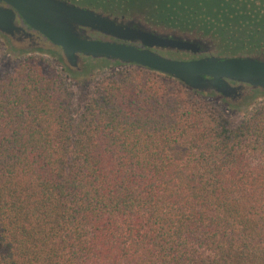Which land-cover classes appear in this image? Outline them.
Instances as JSON below:
<instances>
[{
  "label": "trees",
  "instance_id": "trees-1",
  "mask_svg": "<svg viewBox=\"0 0 264 264\" xmlns=\"http://www.w3.org/2000/svg\"><path fill=\"white\" fill-rule=\"evenodd\" d=\"M220 6L192 30L247 21L264 46ZM67 76L34 56L0 75V264H264V102L235 124L149 69L79 100Z\"/></svg>",
  "mask_w": 264,
  "mask_h": 264
},
{
  "label": "flooded vegetation",
  "instance_id": "flooded-vegetation-1",
  "mask_svg": "<svg viewBox=\"0 0 264 264\" xmlns=\"http://www.w3.org/2000/svg\"><path fill=\"white\" fill-rule=\"evenodd\" d=\"M68 6L77 7L100 16L101 18L123 28V33L119 35L107 34L102 30L90 27H81L74 24L75 32L81 39L89 41H102L113 44L134 46L154 51L166 58L193 61L207 58H217L220 61L231 59H251L264 62V46L253 45L252 42H244L239 39L237 32H244L249 22H245L241 30L237 27L225 28L220 36H213V32L208 36L204 33L197 34L192 30L194 25H199L207 30L219 31L220 22L209 21L210 16L221 17L217 14L221 4L227 5V13L240 12L246 16L245 20L264 22V0H55ZM0 8L14 12V24L19 31L13 35H8L15 44L25 45L28 48H49L60 51L64 60L71 70L79 71L82 61L92 59L85 55H78L76 67L72 66L60 46L55 45L40 32L30 27L17 12L15 8L5 2H0ZM234 18V17H231ZM188 23V24H187ZM257 29V28H254ZM248 34H258V30L252 28L246 30ZM256 31V32H254ZM236 32V33H235ZM234 33L236 36H234ZM139 34L147 37L141 38ZM264 43V29L261 32ZM156 37L165 41V45L148 47L144 45V40ZM150 37V38H149ZM169 43L182 44L183 47L171 46ZM171 54L177 57H172ZM237 88L233 97L228 101L235 103L241 101L248 93L262 91L264 89L253 88L248 84L230 83ZM215 98H224L219 94Z\"/></svg>",
  "mask_w": 264,
  "mask_h": 264
},
{
  "label": "water",
  "instance_id": "water-1",
  "mask_svg": "<svg viewBox=\"0 0 264 264\" xmlns=\"http://www.w3.org/2000/svg\"><path fill=\"white\" fill-rule=\"evenodd\" d=\"M0 2L15 8L30 27L60 46L74 67L77 65L78 55L95 60L104 59L124 66H136L171 76L194 91L213 96L220 93L224 100L233 97L237 92V88L232 87L231 82L264 89V62L251 59L220 61L217 58L180 61L166 58L150 49L84 40L75 32L74 24L114 35L123 33V28L90 11L55 0H0ZM14 18V12L0 8V33L13 35L19 31L14 24ZM139 36L147 37L145 34ZM144 42L148 47L165 45V41L156 37ZM169 45L183 47L177 43Z\"/></svg>",
  "mask_w": 264,
  "mask_h": 264
},
{
  "label": "rangeland",
  "instance_id": "rangeland-1",
  "mask_svg": "<svg viewBox=\"0 0 264 264\" xmlns=\"http://www.w3.org/2000/svg\"><path fill=\"white\" fill-rule=\"evenodd\" d=\"M0 46V75H6L13 72L24 59L34 56L38 59L47 61L53 67H56L64 76L68 75V81L75 92V98H78L77 100L80 98L82 99L81 91L84 89L92 91L97 82L107 73L121 69L139 68L136 66L119 65L104 59H89L82 61V66L79 71H73L68 65H66L67 63L60 51L42 47L32 49L24 47L25 45H17L8 35L2 33H0ZM171 56L177 57L174 54H171ZM214 99L217 104L222 106V108L228 110L231 119L237 124L264 102V90L248 93L241 101L235 103L224 100V98ZM75 103L79 102L75 101Z\"/></svg>",
  "mask_w": 264,
  "mask_h": 264
}]
</instances>
